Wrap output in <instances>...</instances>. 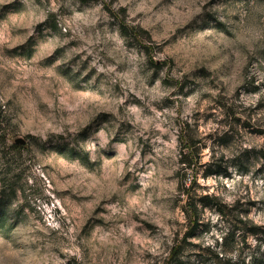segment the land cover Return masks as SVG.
Masks as SVG:
<instances>
[{
	"label": "rangeland",
	"instance_id": "1",
	"mask_svg": "<svg viewBox=\"0 0 264 264\" xmlns=\"http://www.w3.org/2000/svg\"><path fill=\"white\" fill-rule=\"evenodd\" d=\"M0 264H264V0H0Z\"/></svg>",
	"mask_w": 264,
	"mask_h": 264
},
{
	"label": "trees",
	"instance_id": "2",
	"mask_svg": "<svg viewBox=\"0 0 264 264\" xmlns=\"http://www.w3.org/2000/svg\"><path fill=\"white\" fill-rule=\"evenodd\" d=\"M124 32H125V31H124ZM14 145H16V144L14 143ZM193 219L197 221V219H196L195 216H193ZM252 226H253V227L250 229L251 233H257L258 230H259V228H260V226H258V225H252Z\"/></svg>",
	"mask_w": 264,
	"mask_h": 264
},
{
	"label": "water",
	"instance_id": "3",
	"mask_svg": "<svg viewBox=\"0 0 264 264\" xmlns=\"http://www.w3.org/2000/svg\"><path fill=\"white\" fill-rule=\"evenodd\" d=\"M15 140H16L17 142H18V141H19V142H23V139L20 138V137L16 138Z\"/></svg>",
	"mask_w": 264,
	"mask_h": 264
}]
</instances>
